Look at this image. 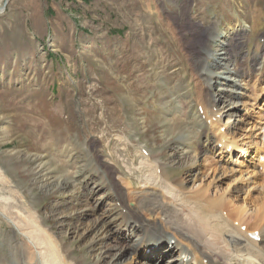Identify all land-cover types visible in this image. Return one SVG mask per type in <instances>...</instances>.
Segmentation results:
<instances>
[{"label": "rangeland", "instance_id": "obj_1", "mask_svg": "<svg viewBox=\"0 0 264 264\" xmlns=\"http://www.w3.org/2000/svg\"><path fill=\"white\" fill-rule=\"evenodd\" d=\"M3 1L0 165L58 237L59 247H73V252L62 249L67 261L69 252L78 260H93L88 254L92 240L72 229L78 227L81 233L96 217L117 212L116 206L122 209L110 191H132L147 182L148 172L127 169L140 163V147L162 151L164 162L173 158L183 123L179 118L165 120L159 103L167 94L183 96L187 84L194 88L188 80L190 61L199 60L198 47L208 38L206 33L189 35L191 24L201 29L216 16L223 29L248 27V34L237 35L232 46L238 62L254 70L251 85L260 83L258 95L264 93V0H189L186 18L192 22L180 14L186 0ZM239 114H245V106ZM193 146L196 150L187 157L203 156L200 143L194 140ZM90 151L112 177L111 185L101 181L103 174L91 163ZM107 153L132 184L116 177L115 166L104 161ZM168 170L172 178L167 180L179 187L186 169ZM83 174L84 183L98 185L96 195L78 183ZM230 182L223 179L220 187L225 190ZM85 208L94 210L79 215ZM1 221L4 248V232L13 229L5 218Z\"/></svg>", "mask_w": 264, "mask_h": 264}, {"label": "bare ground", "instance_id": "obj_2", "mask_svg": "<svg viewBox=\"0 0 264 264\" xmlns=\"http://www.w3.org/2000/svg\"><path fill=\"white\" fill-rule=\"evenodd\" d=\"M185 5L180 14L183 20H191L186 18L191 2L186 0ZM221 24L216 16L201 29L191 24L189 35L206 33L208 38L198 47L199 60L190 61L188 80L194 88L187 84L183 96L176 92L160 100L164 119L179 118L183 123L173 158L164 162L162 151L156 154L140 147V163L127 169L148 172L147 182L132 191H110L122 209L116 206L117 212L96 217L81 233L78 227L72 229L76 236L87 233L88 242L92 240L88 254L93 260H78L73 247L70 250L61 243L59 247L58 237L49 232L27 197L14 189L0 165V222L5 218L13 229V233L4 232L0 264H264V93L258 95L260 83L251 85L254 70L238 62L237 48L232 46L237 35L246 36L249 28L223 29ZM194 140L200 143L203 156L187 157L196 150ZM90 157L103 174L101 181L111 185L112 177L92 152ZM216 159L230 166H220ZM104 161L115 166L122 183H133L112 154L107 153ZM168 166L186 169L179 187L167 180L172 178ZM83 176L77 177L78 183L96 195L98 185L84 183ZM226 178L231 182L223 190L220 183ZM90 210L94 208H85L79 215ZM63 248L72 251L68 261Z\"/></svg>", "mask_w": 264, "mask_h": 264}, {"label": "water", "instance_id": "obj_3", "mask_svg": "<svg viewBox=\"0 0 264 264\" xmlns=\"http://www.w3.org/2000/svg\"><path fill=\"white\" fill-rule=\"evenodd\" d=\"M6 3H7V1H6V2H4V5H3V7L6 5Z\"/></svg>", "mask_w": 264, "mask_h": 264}]
</instances>
